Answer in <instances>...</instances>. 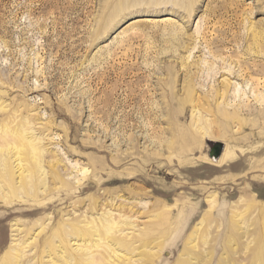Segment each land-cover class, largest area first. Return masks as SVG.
Instances as JSON below:
<instances>
[{"label":"rangeland","instance_id":"rangeland-1","mask_svg":"<svg viewBox=\"0 0 264 264\" xmlns=\"http://www.w3.org/2000/svg\"><path fill=\"white\" fill-rule=\"evenodd\" d=\"M263 100L264 0H0V264H264Z\"/></svg>","mask_w":264,"mask_h":264},{"label":"bare ground","instance_id":"bare-ground-1","mask_svg":"<svg viewBox=\"0 0 264 264\" xmlns=\"http://www.w3.org/2000/svg\"><path fill=\"white\" fill-rule=\"evenodd\" d=\"M256 86H257V83H255V87ZM187 90H188V88H187ZM255 90H258L257 87L255 88ZM226 93H227V91L225 89H223L222 91L220 89V91H217V93L214 95L215 100L218 99V98L224 99L225 96H226ZM259 95L260 94H255L254 99H256L257 101L260 100V96ZM205 100H206V98H205ZM191 101L193 102L194 99H191ZM195 101L198 102V104H199L200 103V97H197L195 99ZM260 102H261V100H260ZM217 104L219 105L220 103L217 102ZM253 105L255 106V104H253ZM241 109H239V110L241 111ZM1 110H3V107H0V112H1ZM246 110H247V108H246ZM229 112H230V110H229ZM226 114H227V112H226ZM263 118H264V112L263 111L261 112V110L257 109V111L255 112V119L257 120V122H258L259 125L261 124L260 121ZM3 119H1V121ZM4 120H6V119H4ZM197 121L200 123L201 129H205L208 126V123H206V121L202 119V115L199 116V118H198ZM25 123H22V124L17 123V126H11L10 125V122L7 121V122H3L2 125H1V129H0V196L2 198H5L6 197V194L3 193V188L7 185V182L11 180V178H10L11 177V174L9 172V160L11 158H13V162H11V164L14 163V168H16L17 172H19V175H18L19 176V181L16 182V183H18V187L17 188H15V187L9 188L10 194L13 193L16 190L18 192L19 191H23L24 189H27L28 191H30L31 189L32 190H36L37 185H38L37 180H40V182L42 183V186H44L46 184V178H45V176H43L44 175L43 164L45 162L44 161L45 159H44V155H43V150L36 148L35 145L30 140H28V137L26 135H27V131H29V130H26L24 128ZM18 127H20V128H18ZM251 129L253 130V128H251ZM260 134H261V132L257 131L255 133V135H254V141H257L256 142L257 144H255L253 146V149L258 154L260 152L264 151V146H260L259 145V141H258ZM250 136H249V139H250ZM252 139H253V137H252ZM189 140L190 139H188L187 141H189ZM230 140H231V138H230ZM253 153H254V151H253ZM21 154H27V155H30L31 156L30 158L33 160V166L35 167L36 174H37V177H34V179H32V177H33V175H31L32 172L29 173V174H28V172L25 173L26 171H28L27 170V167L29 166V163L28 162H25L26 164H22V162L24 160H26V159L24 157H21ZM231 157H233V151L232 150L231 151L230 150L224 151V153L222 155V158H221V161H224L227 158H231ZM8 158H10V159L8 160ZM263 159L264 158H259V159L256 158V160L254 159L255 161L253 162V164H255V165L256 164H259V165L262 164V165H264V160ZM53 166H54V164L51 167L53 168ZM253 166L254 165H252V167ZM38 173H40V174H38ZM41 174H42L43 177L41 176ZM52 176H53V178H58V175H55L54 174ZM1 183H3V184H1ZM25 194H26V191H25ZM106 222H107L106 225H102L103 229L101 231L105 235V237H107L108 234H112L113 232H115V230H114V228H115L114 224L111 223V222H109L108 220H106ZM68 232L69 233H73V234L75 232H77L79 234L80 233V230H78L76 227H74L73 225H71V226H69ZM95 244L96 243H94L90 248H93V247L98 246V245H95ZM126 247L129 248V243L126 244ZM90 248H87L88 251H90V253L88 252L89 255L92 252V249H90ZM112 252H113V254H115V249L112 250ZM94 256H96V262L95 263H93L91 261L92 257H94ZM87 259H89L91 261V263L88 262V263H85V264H100V263L103 262L104 257L99 253L97 255L96 254H92V256H88ZM80 263L81 262L79 260H73V262L70 260V261H66L64 264H80ZM5 264H17L16 263V259L14 257L8 258L5 261Z\"/></svg>","mask_w":264,"mask_h":264}]
</instances>
